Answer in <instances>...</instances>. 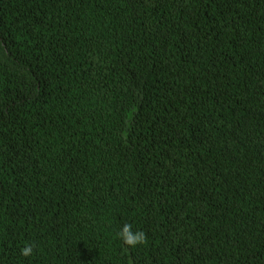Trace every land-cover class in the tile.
<instances>
[{
	"label": "trees",
	"instance_id": "1",
	"mask_svg": "<svg viewBox=\"0 0 264 264\" xmlns=\"http://www.w3.org/2000/svg\"><path fill=\"white\" fill-rule=\"evenodd\" d=\"M0 264H264V0H0Z\"/></svg>",
	"mask_w": 264,
	"mask_h": 264
},
{
	"label": "clouds",
	"instance_id": "2",
	"mask_svg": "<svg viewBox=\"0 0 264 264\" xmlns=\"http://www.w3.org/2000/svg\"><path fill=\"white\" fill-rule=\"evenodd\" d=\"M115 235L123 244L130 247H136L147 243L146 233L143 230L134 229L130 223H126ZM20 252L24 257H31L34 255V246L32 244H27L21 248Z\"/></svg>",
	"mask_w": 264,
	"mask_h": 264
}]
</instances>
